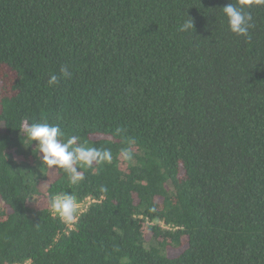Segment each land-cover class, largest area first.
<instances>
[{
  "label": "trees",
  "instance_id": "16d2710c",
  "mask_svg": "<svg viewBox=\"0 0 264 264\" xmlns=\"http://www.w3.org/2000/svg\"><path fill=\"white\" fill-rule=\"evenodd\" d=\"M228 3L0 0V264H264V5L245 39ZM37 122L111 161L72 183L22 133ZM65 194L95 199L73 229Z\"/></svg>",
  "mask_w": 264,
  "mask_h": 264
},
{
  "label": "clouds",
  "instance_id": "9594fccd",
  "mask_svg": "<svg viewBox=\"0 0 264 264\" xmlns=\"http://www.w3.org/2000/svg\"><path fill=\"white\" fill-rule=\"evenodd\" d=\"M256 4L264 5V0H254ZM253 0H242L240 6L228 3L223 7V12L227 17L229 29L231 32L250 39L249 28L252 16L245 11V4H252ZM193 29V22L191 19L185 21L180 31ZM71 73L66 67L60 69V76L51 74L48 79L49 85H56L61 76L70 77ZM22 133L28 140L36 141L35 149L43 161L49 168L55 166L65 169L71 173V182L76 183L84 177L77 171L75 165L82 162L84 165L91 166L94 162L100 163L104 161H111L112 155L109 150H99L95 147H88L85 145H77V137L72 136L62 142L59 137L64 133L58 125H50L47 122H37L27 124ZM122 155L125 159H130L128 150H122ZM105 190L106 189H102ZM51 211L57 213L64 221L71 222L74 219L75 204L71 195L54 196L49 201Z\"/></svg>",
  "mask_w": 264,
  "mask_h": 264
},
{
  "label": "built area",
  "instance_id": "2783aa9c",
  "mask_svg": "<svg viewBox=\"0 0 264 264\" xmlns=\"http://www.w3.org/2000/svg\"><path fill=\"white\" fill-rule=\"evenodd\" d=\"M74 200V199H73ZM95 199L91 198V197H86L82 202H77L76 200H74V204H75V213H74V219L71 222H66L64 221L57 213L53 212L54 215H57L64 223L65 225L69 228V229H73L75 222L77 220V217L79 215V213L83 212L87 206L91 203L94 202ZM19 264H30L28 262H24V263H19Z\"/></svg>",
  "mask_w": 264,
  "mask_h": 264
},
{
  "label": "rangeland",
  "instance_id": "374dc122",
  "mask_svg": "<svg viewBox=\"0 0 264 264\" xmlns=\"http://www.w3.org/2000/svg\"><path fill=\"white\" fill-rule=\"evenodd\" d=\"M11 77L12 75L7 69H0V95L3 93L4 90L8 91L9 84L12 80Z\"/></svg>",
  "mask_w": 264,
  "mask_h": 264
}]
</instances>
